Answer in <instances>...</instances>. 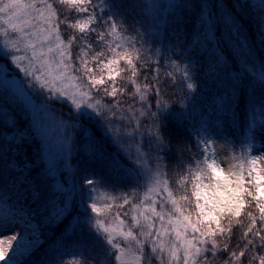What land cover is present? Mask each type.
I'll use <instances>...</instances> for the list:
<instances>
[{"label": "snow or ice", "instance_id": "1", "mask_svg": "<svg viewBox=\"0 0 264 264\" xmlns=\"http://www.w3.org/2000/svg\"><path fill=\"white\" fill-rule=\"evenodd\" d=\"M229 3L240 7L217 0L213 13L202 5L208 10L193 40L210 49L218 65L224 62L221 39L238 51L247 44ZM163 8L158 0H0V100L10 96L30 109L41 127V114L54 118L59 111L52 102L71 109L59 122L66 145L62 161L71 182L58 179L56 163L55 170L47 169L54 181L50 195L38 185L30 190L35 208L19 199L10 204L0 193V233L19 225L18 231L0 235L3 264H25L22 258L30 260L43 243L41 230L62 228L69 217L66 235L86 230L91 239L73 248L61 243L40 264H220L221 257L223 264H264V146L253 151V130L259 124L264 131V101L239 151L234 147L222 158L209 151L215 141L203 125L197 128L200 138L190 140L181 123L189 115L188 97L177 96L179 112L167 99L169 90L196 91L191 61L184 59L187 48L144 47L143 36L158 29ZM259 8L264 11V0ZM257 23L264 39V16ZM62 24L72 34L65 36ZM3 61L23 76L12 74ZM258 81L264 88V70ZM90 126L99 130V138ZM76 131L85 143L102 138L116 149L107 173L85 172L79 184L69 151ZM103 155L102 149L96 153ZM5 156L0 154V171L31 172L26 151L19 161ZM234 229L241 233L235 246Z\"/></svg>", "mask_w": 264, "mask_h": 264}, {"label": "trees", "instance_id": "2", "mask_svg": "<svg viewBox=\"0 0 264 264\" xmlns=\"http://www.w3.org/2000/svg\"><path fill=\"white\" fill-rule=\"evenodd\" d=\"M164 5L160 10V24L158 29H151L144 34L143 40L148 43L145 48H162L167 44L169 48L176 45H184L187 48L184 59L190 60L192 64L191 74L195 78L197 85L194 93H189L186 89L173 94L168 92L167 99L173 106V111L179 112L181 101L177 96H186L189 113L186 120L181 121L191 132L190 140L199 139L197 128L203 125L207 128V138L209 140L220 139L226 144L227 153L233 148L239 151V144L248 135L250 121L255 115L257 118L261 115L258 109L261 108V102L264 101V88L259 85L258 77L264 70V39H261L257 18L264 16V11L259 8L260 0H233L240 5L239 8L229 3L228 9L231 11L234 19L241 25V36L246 39L247 44L244 50H237L233 43L221 39V51L224 55V62L215 63V57L210 49L203 45H194L193 40L200 31V18L203 11L202 5L207 4L213 13H217L215 7L217 0H158ZM169 4L182 5L178 8H168ZM187 5V6H183ZM71 18V17H70ZM126 21L125 23H129ZM145 26L148 27L147 21ZM175 29V31H174ZM223 25L217 29V36L221 35ZM61 30L65 36L72 34L73 30L61 25ZM143 31V30H142ZM128 33L134 36V32L129 29ZM179 35V40L173 39ZM235 40V38H232ZM239 41H236L238 44ZM139 46V45H138ZM177 47V51H182ZM157 59L152 57L154 61ZM164 67L161 63V72ZM193 103L195 107L193 108ZM50 107L54 111L53 116L59 122L61 118L66 119V114L71 109L66 104L52 102ZM75 114L73 113V116ZM73 123L75 120L72 121ZM97 138L100 132L95 126H90ZM171 127L176 128L175 122ZM182 135L187 136L188 132L178 129ZM64 137L65 133L61 129ZM70 137L72 132L67 133ZM76 141L71 145L69 151L71 155V164L79 168L76 174V182L79 184V176L85 172L97 174L107 173L110 160L116 156V149L108 141L100 138L95 143H85L82 133L75 132ZM227 137V139H222ZM17 141H20L17 144ZM214 142V143H215ZM213 143V144H214ZM66 148V145H65ZM57 154V167L59 168L58 179L70 183L68 173L64 171V162L62 161L64 150ZM103 150V157L96 156L100 150ZM25 151L27 160L32 164L31 172H7L0 171V193H6L10 198V204L20 200L21 203H28L35 208V202L29 194L30 190L37 185L45 196L50 195L51 181L47 176L48 166L55 170V165H50L45 156V147L39 136L36 118L31 110L20 106L17 101H13L9 96L7 102L0 100V154H6L5 158L19 161ZM212 151V148L209 149ZM120 162L127 166L129 161L124 154L119 157ZM227 170V169H226ZM39 173V175H37ZM27 176L28 180L24 181ZM172 174L169 173V178ZM24 183L22 187L21 184ZM102 195V193H98ZM43 211V209H41ZM71 217L64 221L62 228L51 230L42 229L43 243L40 244L31 253V259L24 258L25 264H40L44 255L50 252L54 247L61 243L67 244L69 248L77 247L82 242L91 239L85 230L81 233L77 230L71 237L66 235L67 226ZM234 231L233 246H235L236 237L241 235L240 232ZM220 264H223L221 257Z\"/></svg>", "mask_w": 264, "mask_h": 264}, {"label": "rangeland", "instance_id": "3", "mask_svg": "<svg viewBox=\"0 0 264 264\" xmlns=\"http://www.w3.org/2000/svg\"><path fill=\"white\" fill-rule=\"evenodd\" d=\"M3 63L7 65L10 72L15 76H23V74L18 69H16L9 61H3ZM41 123L43 127H41L36 121L39 136L45 147L46 160L52 166L55 165L58 160L57 154L60 153L63 148H65L64 137L61 133L59 121L57 119L44 118L41 114ZM260 129L261 126L258 124L257 128L253 130L255 133V140L253 142L254 152L257 151V149L261 146H264V131ZM213 149H215L218 154V157L220 158H222L224 154L228 152L225 142L220 139L216 140V142L212 145V150ZM14 229L18 231L19 225L10 226L6 232L0 233V235L11 234ZM0 264H3V262L0 261Z\"/></svg>", "mask_w": 264, "mask_h": 264}]
</instances>
